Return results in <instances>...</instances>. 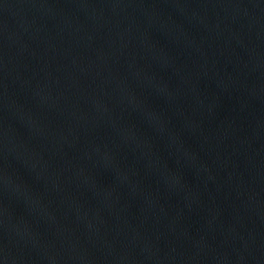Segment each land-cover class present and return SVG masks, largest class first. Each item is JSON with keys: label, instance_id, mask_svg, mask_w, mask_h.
<instances>
[{"label": "water", "instance_id": "1", "mask_svg": "<svg viewBox=\"0 0 264 264\" xmlns=\"http://www.w3.org/2000/svg\"><path fill=\"white\" fill-rule=\"evenodd\" d=\"M0 264H264V0H0Z\"/></svg>", "mask_w": 264, "mask_h": 264}]
</instances>
